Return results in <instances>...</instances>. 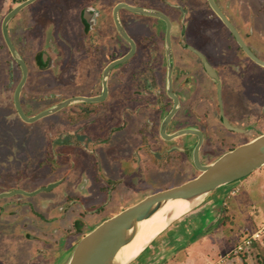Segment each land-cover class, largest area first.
<instances>
[{"label": "rangeland", "instance_id": "374dc122", "mask_svg": "<svg viewBox=\"0 0 264 264\" xmlns=\"http://www.w3.org/2000/svg\"><path fill=\"white\" fill-rule=\"evenodd\" d=\"M24 1L0 0V195L12 193L0 196V264H67L81 238L104 220L200 173L192 159L194 134L165 140L160 133L173 106L165 88V48L171 66L173 51L179 57L176 63L185 64L181 46L186 43L212 57L224 83L223 116L244 129L232 133L222 123L216 79L200 67L189 74L175 70L171 86L180 101L167 133L201 130L202 164L264 133V67L245 55L205 0H186V15L193 18L186 38L177 43L180 29L173 27L166 47L157 17L121 9L119 21L137 50L107 76L108 97L95 103L71 100L34 122L22 120L14 104L22 70L5 43L2 22ZM181 1L35 0L24 7L8 22V34L28 68L19 98L25 115L100 92L102 68L130 48L115 26L112 11L117 3L177 14ZM217 1L264 61V0ZM91 10L97 21L85 27L82 12ZM184 76L190 84L182 89ZM261 171L247 176L240 192L226 198L223 208L231 218L222 219L217 232H207L189 248L192 254L200 250L214 260L213 252L220 251L225 257L215 264L235 258L232 264H264V233L247 250L231 252L264 226ZM184 252L164 264H183ZM160 256L163 249L152 262L157 264Z\"/></svg>", "mask_w": 264, "mask_h": 264}, {"label": "water", "instance_id": "95a60500", "mask_svg": "<svg viewBox=\"0 0 264 264\" xmlns=\"http://www.w3.org/2000/svg\"><path fill=\"white\" fill-rule=\"evenodd\" d=\"M34 1L35 0H25L24 2L18 4L6 14L2 22V34L5 39V42L12 56L15 58V60L20 65L22 70V79L15 90L14 103L19 116L21 117L22 120L26 122H34L39 118L49 115L50 113L57 111L70 103L69 100H66L61 104H59L54 109L42 111L41 113L31 117H27L21 108L19 98L22 87L27 80V67L25 62L17 55L15 47L8 36L7 24L12 17H14L24 7L28 6ZM208 2L212 10L218 16V18L229 29L234 39L236 40L237 44L245 52V54L255 63L264 67V61L259 59L253 53V51L249 48V46L246 44V42L243 40V38L237 31L235 26L230 22V20L225 16V14L218 8L215 1L208 0ZM120 8H126L128 10H131L139 14L150 15L164 19L167 23V32H166L167 45L169 46L170 44L171 24L169 20L165 17V15H163V13L150 11L145 8L132 6L130 4L120 2L114 8L115 23L118 30L121 32L122 36L131 44V50L123 57L112 61L106 67L104 77L107 76V73L109 72L111 67L127 61L135 51L134 42L125 32L123 26L119 21L118 10ZM204 63L207 72L213 78L216 79V72L213 69V67H211L206 61H204ZM171 75H172V67L170 65L168 72L167 87L169 94L174 99V105L172 107V110L164 119L161 128V134L163 135L164 138L168 140L174 139L181 135H187V134L197 135L199 140L193 150V161L195 167L200 171V173L194 178L180 185L155 192L145 197L144 199L140 200L136 204L129 206L126 209L115 214L114 216L104 220L102 223H100L93 230H91L89 233H87L84 237L81 238V240L74 248L72 255L67 264H113V261L115 259L118 250L129 240V237L127 235L129 229L133 226L135 222L141 221L149 217L151 213L154 210H156L162 202H166L167 200L170 199H179V198L192 200L199 196H203L202 199L203 201L209 193L213 192L217 188L229 184L231 182L240 180L248 176L255 170L260 169L264 166V133L254 138L251 141H248L244 144H241L233 148L232 150L225 152L224 154H222L221 156H219L217 159H215L209 164H202L200 160V148L203 143V134L200 130L193 128H186L179 130L178 132L173 134H167L166 127L170 122V120L175 115V113L177 112L178 104H179L176 95L172 92ZM103 85H104V89L102 96L89 97V98L82 97L79 99L85 101L101 100L103 97H105L107 93V85L105 79ZM219 94H220V86H219ZM219 100L221 103V99ZM221 118L224 125L227 128L231 130H239L233 127L224 116H222ZM10 194L12 193L1 194L0 196H6ZM147 247L145 248V250L147 249ZM134 260H132L128 264L132 263Z\"/></svg>", "mask_w": 264, "mask_h": 264}, {"label": "crops", "instance_id": "0c3cea01", "mask_svg": "<svg viewBox=\"0 0 264 264\" xmlns=\"http://www.w3.org/2000/svg\"><path fill=\"white\" fill-rule=\"evenodd\" d=\"M263 168L264 166L249 175L261 174ZM246 177L236 182L234 181L236 184L232 185L229 183L209 193L203 200L204 203L202 201L203 204L200 203L199 207L197 206L195 209L170 224L131 264H154L152 261L161 253V249H163V256H160L159 262L156 260L157 264H161L162 262L164 264V262L172 261L177 255L183 253L184 250L185 261L183 264H208V262L212 260L210 257H206L200 250H198L199 254L196 252L194 255L189 248L198 244L197 242L202 240L207 232L213 230V232H217L215 229L222 219L223 222H225L231 218L228 216L227 209L223 208L226 206V198L229 196H236L240 192L239 188L241 184L244 180L248 179ZM146 252V256L142 259L141 257H143ZM216 252L217 251L213 252V255H215L217 261H214V259L211 264H215L218 261L220 262L225 257V254L220 257V251L219 253ZM237 259L238 258H235L233 260ZM233 260H231V262ZM231 262H229V264H232Z\"/></svg>", "mask_w": 264, "mask_h": 264}, {"label": "flooded vegetation", "instance_id": "af4514ba", "mask_svg": "<svg viewBox=\"0 0 264 264\" xmlns=\"http://www.w3.org/2000/svg\"><path fill=\"white\" fill-rule=\"evenodd\" d=\"M215 1V3H216V5L218 6V8L225 14V16L230 20V18H229V16L224 12V10L222 9V6L220 5V3H218V1L217 0H214ZM120 3V2H119ZM119 3H117V4H119ZM205 3H206V6H208V8L212 11V13L215 15V17H217L218 18V16L216 15V13L212 10V8H211V6L209 5V2H208V0H205ZM116 4V5H117ZM115 5V6H116ZM115 6H114V8H115ZM177 7H178V13L177 14H171V13H168L167 11H165V9H163V12H160V13H163V15H165V17L169 20V22H170V24H171V34H170V43L172 42V31H173V27H179V29H180V32H179V34H178V42L177 43H179L180 42V40L182 41V38H186V35H187V29L189 28V24H190V20H191V18L189 17V16H187L186 15V13H187V9H189L190 8V4H188V2L186 1V0H182L180 3H178V5H177ZM114 8H113V11H112V15H113V19H114V22H115V18H114ZM121 9H124V8H120L119 10H118V14H119V11L121 10ZM126 9V8H125ZM128 10V9H127ZM131 11V10H130ZM136 13V12H135ZM158 18V20L163 24V28H164V46H165V43H166V45H167V40H166V32H167V23H166V21L164 20V19H161V18H159V17H157ZM193 19V18H192ZM219 19V18H218ZM81 20L83 21V24H84V26L85 27H89V24L92 22V21H97V16H95V12H93L92 10L91 11H84V12H82V15H81ZM220 20V19H219ZM222 22V21H221ZM230 22L235 26V28H236V25L232 22V20H230ZM223 23V22H222ZM115 26H116V23H115ZM225 26V25H224ZM226 27V26H225ZM116 28H117V26H116ZM227 28V27H226ZM118 29V28H117ZM237 29V28H236ZM227 30L229 31V29L227 28ZM237 31L238 32H240L238 29H237ZM7 32L9 33V31H8V24H7ZM127 33V32H126ZM229 33H230V35H231V37L234 39V37H233V35L231 34V32L229 31ZM240 34V33H239ZM241 35V34H240ZM8 36H9V34H8ZM128 36H129V34H128ZM130 37V36H129ZM241 37L243 38V36L241 35ZM9 38H10V36H9ZM124 38V37H123ZM131 38V37H130ZM125 39V38H124ZM132 39V41L134 42V44H135V51H134V53H133V55L130 57V58H132L134 55H135V53H136V50H137V44H136V42L133 40V38H131ZM5 40V39H4ZM10 40H11V38H10ZM235 40V39H234ZM243 40H244V38H243ZM125 41L126 42H128L126 39H125ZM245 41V40H244ZM12 42V41H11ZM235 42H236V40H235ZM6 43V42H5ZM237 43V42H236ZM13 44V43H12ZM128 44H129V46H130V48H129V50L124 54V55H126L128 52H130V50H131V44L128 42ZM7 45V44H6ZM238 45V44H237ZM166 47V46H165ZM184 47V48H183ZM181 46V50H183V51H185L186 52V55H184V54H181V56L182 57H184L183 58V63H185V64H183L182 66H180V65H178L176 62H177V59L179 58V57H177V54L175 53V51H173L172 53V60H173V64H172V75H171V78H172V83H173V74H174V72H175V70L177 71V70H179V69H181L183 72H185V73H190L189 71H191L192 69H196V68H198V67H200L201 69H202V71L205 73V74H207V76L208 77H212L208 72H207V70H206V68H205V63H204V61H206L211 67H213V69L215 70V72H216V90H217V98H218V102H219V107H220V117H222L223 116V108H222V104L220 103V100L219 99H221V91H222V89H223V85H224V83H223V80H222V78H221V73H220V71L218 70V69H216V67H215V65H214V63L209 59V58H212L211 56L210 57H208L207 55V53H206V51H204V50H202V49H200V48H198V47H196L195 45H193V44H190V43H186V44H184V46ZM238 47H239V45H238ZM240 48V47H239ZM241 49V48H240ZM242 50V49H241ZM243 51V50H242ZM244 52V51H243ZM245 53V52H244ZM254 53V52H253ZM255 54V53H254ZM123 55V56H124ZM210 55V54H209ZM246 55V54H245ZM122 56V57H123ZM121 58V57H120ZM129 58V59H130ZM164 58H165V64H166V79H165V88L167 89V86H168V72H169V67H170V65H171V63L169 62V56H168V54H167V51H166V48H165V51H164ZM116 59H118V58H116ZM116 59H114V60H116ZM128 59V60H129ZM114 60H112V61H114ZM112 61H109L107 64H106V66H104L103 68H102V71H101V80H100V86H101V88H100V92L97 94V95H94V96H76L75 98H72V99H70V102H71V100H80V101H84V102H86V103H95V102H102V101H104L107 97H108V95H109V84H108V82H107V80H106V78H107V76L109 75V73L111 72V70L113 69V68H115V67H117V66H119V65H121V64H123V63H125V62H123V63H120V64H118V65H115V66H113V67H111V69L109 70V72L107 73V76L106 77H104V74H105V69H106V67L112 62ZM25 62V61H24ZM26 64V63H25ZM20 66V65H19ZM26 67H27V64H26ZM21 68V67H20ZM192 73V75H194V71H192L191 72ZM27 75H28V68H27ZM192 75L190 74L189 76H191L192 77ZM186 77H188V76H184V78L180 81V84H181V88L183 89V87H184V85H186V84H190V82H188V81H186ZM213 78V77H212ZM22 79V78H21ZM104 79H105V81H106V85H107V93H106V95H105V97H103L101 100H97V101H85V100H81V99H79V98H82V97H87V98H89V97H100V96H102L103 95V89H104V85H103V83H104ZM214 80H215V78H214ZM21 81V80H20ZM20 83V82H19ZM173 85V84H172ZM219 86H220V94H219ZM22 89H23V87H22ZM172 89H173V87H172ZM22 91V90H21ZM173 93H174V91H172ZM21 94V93H20ZM175 95H176V97H177V99H178V101H180V97H179V94H177V93H174ZM14 95H15V93H14ZM166 95L168 96V97H170L171 98V100H172V102H173V105H174V99H173V97L169 94V92H168V89L166 90ZM15 104V103H14ZM173 107V106H172ZM172 110V109H171ZM170 110V111H171ZM169 111V112H170ZM177 113V112H176ZM175 113V114H176ZM169 114V113H168ZM167 114V115H168ZM166 115V116H167ZM165 116V117H166ZM175 116V115H174ZM174 116H173V118H174ZM165 119V118H164ZM172 120V119H171ZM171 120H170V122H171ZM169 122V123H170ZM168 123V124H169ZM222 123H223V121H222ZM224 124V123H223ZM168 126V125H167ZM233 127H235V126H233ZM227 128V127H226ZM235 128H237V127H235ZM228 130H230L232 133H234V132H237V133H240L239 131H243L244 129H239V128H237V129H239V130H231V129H229V128H227ZM201 131V130H200ZM202 132V131H201ZM160 133H161V130H160ZM166 133H167V127H166ZM167 134H169V133H167ZM173 134V133H172ZM202 134H203V143H204V133L202 132ZM161 136L163 137V135L161 134ZM195 137H196V142H195V144L192 146V159H193V150H194V148H195V146H196V144L198 143V136L197 135H194ZM164 138V137H163ZM165 140H168V139H166V138H164ZM172 140V139H171ZM203 143H202V145H203ZM202 145H201V147H202ZM200 150H201V148H200ZM193 164H194V161H193ZM195 166V165H194Z\"/></svg>", "mask_w": 264, "mask_h": 264}, {"label": "bare ground", "instance_id": "6f19581e", "mask_svg": "<svg viewBox=\"0 0 264 264\" xmlns=\"http://www.w3.org/2000/svg\"><path fill=\"white\" fill-rule=\"evenodd\" d=\"M203 196L192 200L170 199L162 202L151 215L135 222L127 232L129 240L118 250L113 264H128L134 260L170 224L195 209Z\"/></svg>", "mask_w": 264, "mask_h": 264}, {"label": "built area", "instance_id": "2783aa9c", "mask_svg": "<svg viewBox=\"0 0 264 264\" xmlns=\"http://www.w3.org/2000/svg\"><path fill=\"white\" fill-rule=\"evenodd\" d=\"M263 233H264V226L262 228L255 230L249 236H245L242 242H238L231 252L234 254H239L247 250L254 243V241H257L262 237Z\"/></svg>", "mask_w": 264, "mask_h": 264}]
</instances>
